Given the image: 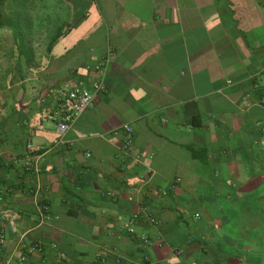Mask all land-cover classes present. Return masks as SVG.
<instances>
[{
    "label": "crops",
    "instance_id": "obj_1",
    "mask_svg": "<svg viewBox=\"0 0 264 264\" xmlns=\"http://www.w3.org/2000/svg\"><path fill=\"white\" fill-rule=\"evenodd\" d=\"M0 20V264H264V0H0ZM108 48L60 136L59 90Z\"/></svg>",
    "mask_w": 264,
    "mask_h": 264
},
{
    "label": "built area",
    "instance_id": "obj_2",
    "mask_svg": "<svg viewBox=\"0 0 264 264\" xmlns=\"http://www.w3.org/2000/svg\"><path fill=\"white\" fill-rule=\"evenodd\" d=\"M112 50L108 48L104 55L101 57V59L97 62V64L93 67V71L95 72L97 78L94 82L91 83L90 89L83 88V87H74L72 89H66L61 88L59 90L60 100L58 104V126H57V132L60 134V136H63L69 128L72 126V124L77 120L83 113H85L87 110H89L92 107V98L93 95L101 92L104 89V78L107 73L108 66L110 62L112 61ZM262 103L264 104V98H262ZM48 119L56 118V116L52 115H45ZM123 133H124V143H123V150L130 154L133 159L138 161L140 159V154L135 153L132 145V129L125 125L123 127ZM26 149L30 152V155L26 157V159L23 161L22 167L25 172L32 173V174H38L40 172L39 164H38V158L33 155V152L35 151V148L28 144L26 146ZM40 223L45 222L48 220L47 216V207L42 206L40 207ZM2 221H8V223L12 226V228L15 227V219L14 217H10L7 213H2L0 215V224ZM124 228L129 233H133V228L131 226L130 222H126L124 224ZM5 241V232L0 226V246ZM30 251H40V248L38 245H33L30 247ZM64 259L63 254H59V262ZM25 256L20 257V261H24Z\"/></svg>",
    "mask_w": 264,
    "mask_h": 264
},
{
    "label": "rangeland",
    "instance_id": "obj_3",
    "mask_svg": "<svg viewBox=\"0 0 264 264\" xmlns=\"http://www.w3.org/2000/svg\"><path fill=\"white\" fill-rule=\"evenodd\" d=\"M48 5H50V4H48ZM0 38H1V36H0ZM1 54V53H0ZM0 62H1V60H0Z\"/></svg>",
    "mask_w": 264,
    "mask_h": 264
},
{
    "label": "trees",
    "instance_id": "obj_4",
    "mask_svg": "<svg viewBox=\"0 0 264 264\" xmlns=\"http://www.w3.org/2000/svg\"><path fill=\"white\" fill-rule=\"evenodd\" d=\"M0 22H1V20H0ZM1 27V26H0Z\"/></svg>",
    "mask_w": 264,
    "mask_h": 264
}]
</instances>
